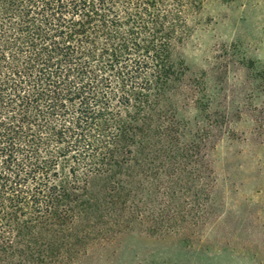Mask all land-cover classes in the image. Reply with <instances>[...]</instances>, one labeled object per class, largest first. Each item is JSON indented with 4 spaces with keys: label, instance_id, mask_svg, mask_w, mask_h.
I'll return each mask as SVG.
<instances>
[{
    "label": "trees",
    "instance_id": "obj_1",
    "mask_svg": "<svg viewBox=\"0 0 264 264\" xmlns=\"http://www.w3.org/2000/svg\"><path fill=\"white\" fill-rule=\"evenodd\" d=\"M203 1L0 0V264H76L89 259L90 243L135 220L134 208L116 220L110 207L116 191L126 193L138 147L152 153L150 95L168 99L162 88L177 73L172 54ZM245 99L231 106L238 118L250 106ZM229 105L215 119L208 103L206 130L231 123ZM167 118L155 129L168 132ZM100 179L112 185L107 203L89 187ZM222 200L204 250L264 264V220L248 202L235 212ZM208 202L194 198L204 223ZM136 216L171 218L163 209ZM82 217L89 222L77 233Z\"/></svg>",
    "mask_w": 264,
    "mask_h": 264
},
{
    "label": "rangeland",
    "instance_id": "obj_2",
    "mask_svg": "<svg viewBox=\"0 0 264 264\" xmlns=\"http://www.w3.org/2000/svg\"><path fill=\"white\" fill-rule=\"evenodd\" d=\"M191 18L188 36L172 54L177 73L162 88L170 91L168 99L150 95L151 105L157 102L151 142L146 143L152 153L146 145L138 147L129 163L133 172L127 176L126 193L116 191L118 203L110 207L116 220L132 216L133 208L136 218L90 243L89 259L76 264H156L163 259L167 264H254L237 252L204 247L217 225L223 194L229 198L226 207L236 212L248 202L264 220V0H204ZM227 54L232 62L225 65L221 57ZM243 97L250 106L238 118L231 106ZM208 103L215 119L230 104L227 127L206 130ZM165 114V124L172 126L168 132L158 131ZM109 183L91 182L94 197L107 203L114 194ZM194 198L200 204L209 201L211 218L206 223L193 207ZM123 203L129 211L120 208ZM160 209L171 218L144 222L136 216ZM86 218L78 222L77 233L86 230Z\"/></svg>",
    "mask_w": 264,
    "mask_h": 264
}]
</instances>
